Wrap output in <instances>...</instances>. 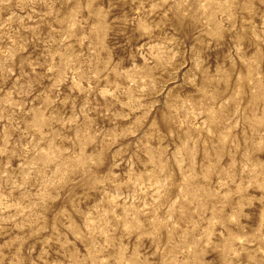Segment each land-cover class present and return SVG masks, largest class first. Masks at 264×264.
<instances>
[{
  "label": "rangeland",
  "instance_id": "1",
  "mask_svg": "<svg viewBox=\"0 0 264 264\" xmlns=\"http://www.w3.org/2000/svg\"><path fill=\"white\" fill-rule=\"evenodd\" d=\"M0 264H264V0H0Z\"/></svg>",
  "mask_w": 264,
  "mask_h": 264
}]
</instances>
